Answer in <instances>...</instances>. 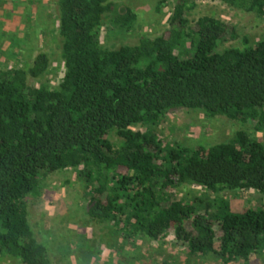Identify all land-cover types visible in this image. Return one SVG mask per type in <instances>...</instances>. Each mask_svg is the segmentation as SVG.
<instances>
[{
	"label": "trees",
	"instance_id": "trees-1",
	"mask_svg": "<svg viewBox=\"0 0 264 264\" xmlns=\"http://www.w3.org/2000/svg\"><path fill=\"white\" fill-rule=\"evenodd\" d=\"M197 1L174 0L160 34L107 48L99 32L112 3L54 0L58 85L28 82L47 71L45 52L26 70L0 68V262L51 264L28 222L27 198L44 176L67 168L87 185L90 221L124 241L172 235L188 256L223 264L264 252V205L238 212L221 197H171L184 185L264 195V143L240 129L229 141L188 147L132 128L188 109L264 130V40L220 49L238 32L208 15L190 26L187 12ZM219 1L264 18V0ZM136 21L126 7L110 22L130 33Z\"/></svg>",
	"mask_w": 264,
	"mask_h": 264
},
{
	"label": "rangeland",
	"instance_id": "rangeland-1",
	"mask_svg": "<svg viewBox=\"0 0 264 264\" xmlns=\"http://www.w3.org/2000/svg\"><path fill=\"white\" fill-rule=\"evenodd\" d=\"M112 10L104 16L99 32L101 45L107 48L134 44L141 35L153 37L167 27L174 0H107ZM126 7L137 16L134 30L119 32L111 19ZM202 15L212 16L234 26L238 38L226 41L220 49L242 47L264 40V18L227 6L219 0H198L187 12L190 26ZM54 0H0V68L28 69L38 52H45L49 66L39 79L29 78L32 85H58L63 65L57 30ZM134 130L150 129L164 143H179L188 147H206L229 141L235 133L246 130L264 143V130L232 122L221 116L206 117L200 110H177L156 123L135 124ZM110 139L119 144L114 132ZM204 199L221 197L234 211L264 205V195L253 190H224L213 194L204 188L179 186L171 191L174 199ZM89 194L87 185L78 178L76 169L67 168L44 176L38 189L27 198L28 222L38 241L47 249L51 264H223L211 255L193 258L186 246L172 235L159 241L146 238L123 240L106 224H94L86 214ZM0 264H20L3 257ZM231 264H264V252L247 262Z\"/></svg>",
	"mask_w": 264,
	"mask_h": 264
}]
</instances>
